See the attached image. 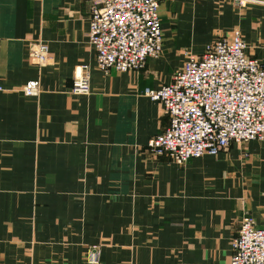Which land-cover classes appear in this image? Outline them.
<instances>
[{"label": "crops", "instance_id": "1", "mask_svg": "<svg viewBox=\"0 0 264 264\" xmlns=\"http://www.w3.org/2000/svg\"><path fill=\"white\" fill-rule=\"evenodd\" d=\"M159 17L160 57L104 74L88 0H0V264H87L91 245L99 264H229L241 218L264 228V143L177 165L148 149L168 117L142 94L235 29L264 65V0H161ZM82 66L89 93L74 95Z\"/></svg>", "mask_w": 264, "mask_h": 264}, {"label": "built area", "instance_id": "2", "mask_svg": "<svg viewBox=\"0 0 264 264\" xmlns=\"http://www.w3.org/2000/svg\"><path fill=\"white\" fill-rule=\"evenodd\" d=\"M88 1L87 40L101 72L137 71L148 58L160 57L161 0ZM235 1L240 7L248 2ZM245 51L246 43L235 29L200 56L187 53L169 84L143 91V96L162 105L168 117L163 132L147 143L154 155L184 165L204 155L217 156L232 144L264 143V65ZM29 57L38 68L45 67L50 59L48 45L42 40L32 42ZM22 93L38 96L39 82H27ZM71 93L88 95V66L78 69ZM231 249L229 264H264V228L256 227L251 216H243ZM85 261L100 263V245L87 248Z\"/></svg>", "mask_w": 264, "mask_h": 264}, {"label": "rangeland", "instance_id": "3", "mask_svg": "<svg viewBox=\"0 0 264 264\" xmlns=\"http://www.w3.org/2000/svg\"><path fill=\"white\" fill-rule=\"evenodd\" d=\"M86 250H87V248H86ZM85 254H86V252H85Z\"/></svg>", "mask_w": 264, "mask_h": 264}]
</instances>
